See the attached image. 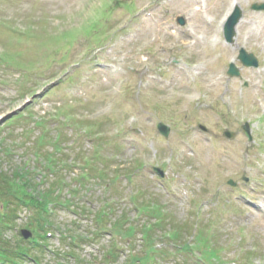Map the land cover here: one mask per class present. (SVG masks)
Returning <instances> with one entry per match:
<instances>
[{"label": "rangeland", "instance_id": "rangeland-1", "mask_svg": "<svg viewBox=\"0 0 264 264\" xmlns=\"http://www.w3.org/2000/svg\"><path fill=\"white\" fill-rule=\"evenodd\" d=\"M233 1L0 0L3 247L22 244L21 230L36 231L32 206L18 202L23 168L34 172L39 191L63 184L61 200L69 203L54 209V237L22 264H105L111 243L120 249L115 264H127L148 246L139 224L150 225L151 248L165 249L145 264H264V9L251 7L264 0L230 8L239 7L241 23L228 43L220 21ZM214 34L218 44L206 45ZM240 48L257 57L256 67L240 63ZM231 62L239 76L227 75ZM65 114L72 116L66 123ZM160 122L167 137L157 131ZM45 157L57 167L51 175ZM78 161L119 176L114 202L95 173L82 176ZM151 202L164 207L162 228L153 226L155 211L136 208ZM103 210L109 213L101 217ZM121 212L120 232L130 223L131 236L117 238L96 222ZM175 225L181 237L168 238ZM76 235L93 241L73 249ZM182 243L191 250H178Z\"/></svg>", "mask_w": 264, "mask_h": 264}, {"label": "trees", "instance_id": "trees-1", "mask_svg": "<svg viewBox=\"0 0 264 264\" xmlns=\"http://www.w3.org/2000/svg\"><path fill=\"white\" fill-rule=\"evenodd\" d=\"M50 164H52V162H50ZM1 175H3V174H1ZM4 176H6V175H4ZM7 179H8V177H7ZM11 180V179H10ZM2 182H6L7 183V180H5L4 178H3V181ZM25 186H28V184H25L24 186H22V188H21V195H19V198H18V200L20 201V202H22V203H28V201L32 204V200L35 198V197H31V196H29V193L27 192V191H25V189H24V187ZM24 189V190H23ZM11 189H8V191H10ZM54 191V190H53ZM53 191H51L50 193H47L46 195H44L45 197H44V201L45 200H48V199H51L52 198V195L50 196V194L51 193H53ZM40 204V203H39ZM3 245H4V242H3V240L1 241V239H0V248H2L3 247ZM16 249H18V250H16ZM16 249H11V252L13 253V254H21V252H22V249L18 246ZM10 258V257H9Z\"/></svg>", "mask_w": 264, "mask_h": 264}, {"label": "bare ground", "instance_id": "bare-ground-1", "mask_svg": "<svg viewBox=\"0 0 264 264\" xmlns=\"http://www.w3.org/2000/svg\"><path fill=\"white\" fill-rule=\"evenodd\" d=\"M187 2H188L189 4H194V5H197V4H198V3H197V0H187ZM236 2H237V0H234V1L231 3V6H230L229 9L226 11V13L223 15L224 18H225V16L228 14L230 8H231L234 4H236ZM194 9L196 10V12H199V11H200V8H199V7H196V8H194ZM224 18L220 21V27H221V25H222V23H223ZM240 23H241V22H240ZM240 23H239V24H240ZM239 24H238V25H239ZM170 34H171L173 37H176V36H177V33H176L175 31L171 32ZM191 35H192V32H189V31H187V30L184 32V36H185L186 38H190ZM201 39L204 40L203 37H202ZM196 42H197V41L194 39L193 43H196ZM185 43H187V42H185ZM206 43H207L206 45H210V44L216 45V44H218V42H217V36L214 35V38H213V39H210V41H209V42H206ZM187 45H188V43H187ZM197 67H198V66H196V68H197ZM196 68H195V69H196Z\"/></svg>", "mask_w": 264, "mask_h": 264}, {"label": "water", "instance_id": "water-1", "mask_svg": "<svg viewBox=\"0 0 264 264\" xmlns=\"http://www.w3.org/2000/svg\"><path fill=\"white\" fill-rule=\"evenodd\" d=\"M260 7H264V4H262ZM235 20H236V18H234L233 19V21H232V23H234L235 22ZM231 29H232V27L230 26V31H231ZM227 34V38L229 37V33H226ZM240 58L242 59V61L245 63V64H256V61H255V58L254 57H248V56H246L242 51H241V53H240ZM236 74V73H235ZM158 127H159V130L161 131V133L163 134V135H167V133H168V128L166 127V126H163L162 124H159L158 125ZM244 132H245V134L248 136V131H247V125L245 124L244 125ZM228 136H231V135H228ZM249 137V136H248ZM28 234V233H27Z\"/></svg>", "mask_w": 264, "mask_h": 264}]
</instances>
